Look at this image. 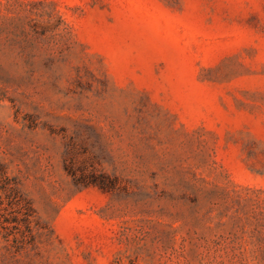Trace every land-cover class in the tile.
Listing matches in <instances>:
<instances>
[{
    "label": "rangeland",
    "instance_id": "obj_1",
    "mask_svg": "<svg viewBox=\"0 0 264 264\" xmlns=\"http://www.w3.org/2000/svg\"><path fill=\"white\" fill-rule=\"evenodd\" d=\"M0 167V264H264V0H0Z\"/></svg>",
    "mask_w": 264,
    "mask_h": 264
},
{
    "label": "trees",
    "instance_id": "obj_2",
    "mask_svg": "<svg viewBox=\"0 0 264 264\" xmlns=\"http://www.w3.org/2000/svg\"><path fill=\"white\" fill-rule=\"evenodd\" d=\"M0 229L7 230L9 224L20 232L21 239L28 234V242L33 240V228L38 223L31 200L21 190L14 177L0 167ZM6 200V204H4Z\"/></svg>",
    "mask_w": 264,
    "mask_h": 264
}]
</instances>
